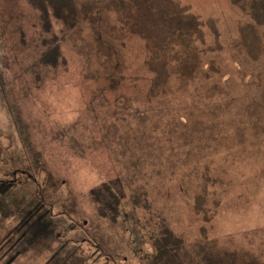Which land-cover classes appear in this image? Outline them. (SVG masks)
Returning a JSON list of instances; mask_svg holds the SVG:
<instances>
[{"label": "rangeland", "instance_id": "1", "mask_svg": "<svg viewBox=\"0 0 264 264\" xmlns=\"http://www.w3.org/2000/svg\"><path fill=\"white\" fill-rule=\"evenodd\" d=\"M179 2L205 21V40L183 56L192 75L175 66L150 96L144 40L109 0H78L82 22L56 67L32 65L45 48L38 12L0 0V264H145L155 218L135 201L143 187L189 243L205 225L264 262V131L252 122L264 59L243 48L249 19L231 0ZM205 171L209 222L194 209ZM105 180L122 194L116 222L90 194Z\"/></svg>", "mask_w": 264, "mask_h": 264}, {"label": "trees", "instance_id": "2", "mask_svg": "<svg viewBox=\"0 0 264 264\" xmlns=\"http://www.w3.org/2000/svg\"><path fill=\"white\" fill-rule=\"evenodd\" d=\"M26 1L38 12L41 42L45 46L32 65L56 67L66 62L61 42L68 31L75 29L82 22L78 0ZM93 1L101 3L107 0ZM109 1L117 12L123 14L121 20L123 22L125 19L126 27L130 32L144 40L147 50L145 69L151 82L150 96L162 91L166 92L175 66L181 69L184 77L192 75L195 69L190 62V55L183 56L193 48L197 39L202 42L205 40V32L202 28L205 21L199 15L188 12V7L179 0ZM231 2L249 19L242 30L243 48L252 59H264V0H231ZM55 22L62 26L58 32L54 31ZM209 23L207 22L214 34L219 37V29L215 22ZM5 86L0 74V93L7 102L3 93ZM254 105L257 112L252 113L254 119L252 122L259 124V128L264 131V102L259 107L255 103ZM214 184L215 179L205 171L202 191L194 201L196 213L203 214L205 222H209L212 218L206 203L211 193L210 186ZM90 194L99 216L109 218L113 222L120 218L122 194L114 183L105 180L92 188ZM148 196V190L144 187L135 195V201L142 203L151 214V218H155L154 229L149 235L154 249L143 254L145 264H264L249 250L226 249L220 246L216 240L209 237L205 225L202 226V240L189 243L184 234L176 232L167 217L148 201Z\"/></svg>", "mask_w": 264, "mask_h": 264}]
</instances>
